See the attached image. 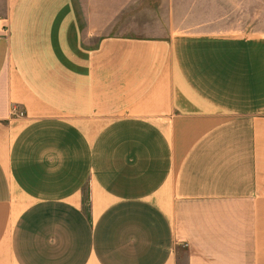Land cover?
I'll return each instance as SVG.
<instances>
[{
  "label": "crops",
  "instance_id": "obj_1",
  "mask_svg": "<svg viewBox=\"0 0 264 264\" xmlns=\"http://www.w3.org/2000/svg\"><path fill=\"white\" fill-rule=\"evenodd\" d=\"M101 1L0 0V264H264V32Z\"/></svg>",
  "mask_w": 264,
  "mask_h": 264
},
{
  "label": "rangeland",
  "instance_id": "obj_2",
  "mask_svg": "<svg viewBox=\"0 0 264 264\" xmlns=\"http://www.w3.org/2000/svg\"><path fill=\"white\" fill-rule=\"evenodd\" d=\"M113 1V2H112ZM115 1V4L113 5ZM116 33L264 32V0H102ZM79 4V3H78ZM86 7L83 6V12Z\"/></svg>",
  "mask_w": 264,
  "mask_h": 264
},
{
  "label": "built area",
  "instance_id": "obj_3",
  "mask_svg": "<svg viewBox=\"0 0 264 264\" xmlns=\"http://www.w3.org/2000/svg\"><path fill=\"white\" fill-rule=\"evenodd\" d=\"M5 29H6V27L2 24V22H0V32L6 31ZM15 111H16V114H19L20 116L24 115V112H22V111H18L17 109H15Z\"/></svg>",
  "mask_w": 264,
  "mask_h": 264
}]
</instances>
